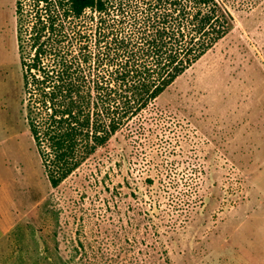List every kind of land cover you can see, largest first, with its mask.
<instances>
[{
    "label": "rangeland",
    "instance_id": "374dc122",
    "mask_svg": "<svg viewBox=\"0 0 264 264\" xmlns=\"http://www.w3.org/2000/svg\"><path fill=\"white\" fill-rule=\"evenodd\" d=\"M222 1L232 30L142 132L51 187L18 114L14 0H0V264H264V0Z\"/></svg>",
    "mask_w": 264,
    "mask_h": 264
},
{
    "label": "trees",
    "instance_id": "16d2710c",
    "mask_svg": "<svg viewBox=\"0 0 264 264\" xmlns=\"http://www.w3.org/2000/svg\"><path fill=\"white\" fill-rule=\"evenodd\" d=\"M13 16L18 114L51 187L117 132L141 133V113L234 26L222 0H14Z\"/></svg>",
    "mask_w": 264,
    "mask_h": 264
},
{
    "label": "crops",
    "instance_id": "0c3cea01",
    "mask_svg": "<svg viewBox=\"0 0 264 264\" xmlns=\"http://www.w3.org/2000/svg\"><path fill=\"white\" fill-rule=\"evenodd\" d=\"M263 189H261L260 190V192H261V194H259V196H258V200L259 201H262V200H264V187H262ZM258 195V194H257ZM261 195V196H260ZM253 212V211H252ZM251 214V211H249L248 213H245V217H243L242 219H241V221L239 222V224L240 223H242L243 222V220L246 218V217H249V215ZM238 224V225H239Z\"/></svg>",
    "mask_w": 264,
    "mask_h": 264
}]
</instances>
